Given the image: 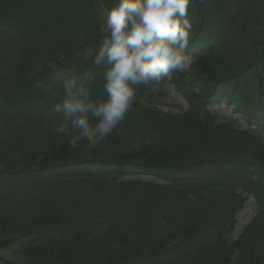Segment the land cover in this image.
Masks as SVG:
<instances>
[{
    "label": "trees",
    "instance_id": "16d2710c",
    "mask_svg": "<svg viewBox=\"0 0 264 264\" xmlns=\"http://www.w3.org/2000/svg\"><path fill=\"white\" fill-rule=\"evenodd\" d=\"M189 16L193 63L171 77L188 114L140 107L138 88L125 120L89 148L56 134L55 105L64 72L104 96L92 1L0 0V31L19 39L0 92V164L25 182L0 194V245L28 236L24 264H264V0H192ZM66 23L84 39L62 49ZM251 101L259 112L245 110ZM224 104L247 129L215 120L210 109ZM245 194L257 215L233 238Z\"/></svg>",
    "mask_w": 264,
    "mask_h": 264
},
{
    "label": "clouds",
    "instance_id": "9594fccd",
    "mask_svg": "<svg viewBox=\"0 0 264 264\" xmlns=\"http://www.w3.org/2000/svg\"><path fill=\"white\" fill-rule=\"evenodd\" d=\"M191 3L115 0L106 10L105 34L91 60L103 68L104 96L94 99L87 81L64 74L61 83L65 95L55 105L64 121L56 127V134L73 146L86 141L89 148H95L125 120L139 86L187 74L193 63L185 51L194 38Z\"/></svg>",
    "mask_w": 264,
    "mask_h": 264
},
{
    "label": "rangeland",
    "instance_id": "374dc122",
    "mask_svg": "<svg viewBox=\"0 0 264 264\" xmlns=\"http://www.w3.org/2000/svg\"><path fill=\"white\" fill-rule=\"evenodd\" d=\"M90 1H92L93 4L95 25L99 27V30L102 32V34H105L103 31L104 15L106 13V10L113 6L115 0H90ZM68 27H69L68 24L66 26L63 25L62 41H64V45L61 46L62 49L63 47H66L67 44H72L74 42L77 44L79 41L76 39L79 40L84 39V36L82 35L79 36V32L70 31ZM0 29L1 30L5 29V27L2 26V23H0ZM68 38L71 39L69 43L65 44ZM101 39L102 38H99V40H97L98 46ZM18 41H19L18 36L16 34H13L11 30L7 29L5 31H0V92L4 91L6 86L9 84L10 82L9 75L13 72L14 68L17 65L15 61L17 55L15 53L19 45ZM62 41H61V45L63 44ZM54 45H55L54 46L55 49L59 47V45L56 44ZM64 74L67 73L64 72L63 74H59L56 78H57L58 91L63 92V94L65 95L61 83ZM68 74L71 73L68 72ZM248 75H249V80L251 78H254L253 83H255L254 72L250 71ZM41 84L43 85L42 82L41 83L38 82L36 87H33L32 91L35 92L40 87L38 85ZM96 84L98 83H94V84L88 83L87 86L90 88V85H92L91 89L94 90L93 86H95ZM2 85L3 88H1ZM138 88L139 90H143V92L137 98V100L136 99L134 100H136V102L140 104V107L155 109L158 110L159 112H168L181 117L183 116L185 117L188 114V105L186 101L176 93L174 89V85L171 83V77L162 80L161 82L158 83L141 85ZM4 101L5 100L0 99V111L2 109H6L4 108L6 105ZM210 110L217 122L229 121V123L233 127L240 129H247L246 127L247 125L244 117H242L241 115L238 114V112L227 106V104L221 106L219 105L218 107H216L215 105V108L214 109L211 108ZM245 110H247L249 113L260 111L254 105L253 101L245 104ZM9 111H10V115L8 117L10 118V120H12L11 123H13L15 121L12 118L11 114L14 115L15 108L14 109L11 108V110ZM54 119L55 118H51L52 121H54ZM0 129H1L0 130V140H1L7 137L6 134L4 133L6 129L1 125V121H0ZM248 130L254 133L253 131L254 129L248 128ZM2 171H3V167L0 164V194L2 195L1 197H3V195L7 196L8 194L9 195L15 194V191L13 190L14 185L16 186V188H18L19 185L22 186L25 184V182L21 183L19 180V176L7 175ZM45 175H46L45 172L41 173V176H45ZM139 178L142 180H153V178H151L150 176H141ZM11 179H14V181L16 182L15 183L13 182L11 184L10 183ZM24 179L25 177H22L21 181H23ZM245 196H246V200L243 206L235 214V222L233 224L232 227L233 230L230 235L233 238H236L241 232H243L244 228L251 222L253 217L257 215L256 214L257 206L254 201V198L248 194L247 195L245 194ZM29 239L28 236L19 237L17 239L7 241L5 244L0 245V264H24L23 248Z\"/></svg>",
    "mask_w": 264,
    "mask_h": 264
}]
</instances>
